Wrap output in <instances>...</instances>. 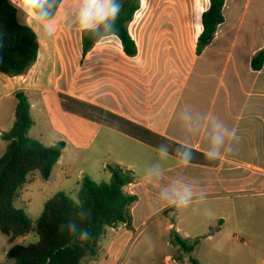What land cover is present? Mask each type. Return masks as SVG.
<instances>
[{
    "label": "crops",
    "instance_id": "0c3cea01",
    "mask_svg": "<svg viewBox=\"0 0 264 264\" xmlns=\"http://www.w3.org/2000/svg\"><path fill=\"white\" fill-rule=\"evenodd\" d=\"M81 3L63 0L52 18L39 22L50 38L49 49L42 54L41 46L37 61L24 75L0 73V100L12 98L14 114L15 93L24 91L31 112L42 105L55 130H72L77 149L92 129L109 128L124 138L131 147L119 150L121 155L111 164L136 176V181L126 187L138 196L131 207L133 215L140 209L165 214L168 208H177L173 198L185 191L192 193L186 206L201 203L216 213L226 182L233 185L244 176L264 183V65L258 71L251 68L252 58L264 47V21L259 24L260 34L253 47L242 53L248 65L245 72L238 63L219 64V57L225 54L219 44L224 23L198 56L195 49L201 29L193 39L188 33L190 45L186 46L180 38L172 37L173 30L166 25L170 20L160 14L163 11L147 20L143 34L137 31L136 17L128 24L138 47L135 57L123 52L116 36L101 39L82 57ZM208 7L209 1L205 9L195 11L192 7L196 22L201 23ZM169 13L173 11L168 6V17ZM74 17L72 26L61 33L64 24ZM183 18L187 22V12ZM161 19H166L163 24ZM241 26L242 20L238 24ZM16 78L23 80L22 86ZM217 131L225 139L219 147V159L210 161L205 153L215 150L213 137ZM65 144L54 167H61L63 175L70 166L64 160ZM186 154L190 156L187 164ZM150 165L157 168L136 174ZM202 195L206 198L201 199ZM183 207L178 208L168 229L188 240L201 234L198 224L180 227L179 210ZM219 219L220 223L224 221L222 216ZM197 221L193 219V223Z\"/></svg>",
    "mask_w": 264,
    "mask_h": 264
},
{
    "label": "rangeland",
    "instance_id": "374dc122",
    "mask_svg": "<svg viewBox=\"0 0 264 264\" xmlns=\"http://www.w3.org/2000/svg\"><path fill=\"white\" fill-rule=\"evenodd\" d=\"M82 0H72L73 3ZM166 6L162 7V5ZM173 13L168 15V6ZM192 5V6H191ZM208 0H142V6L136 13L139 22L137 31L144 33L147 20L156 12L169 19L168 27L172 28V37L180 38L186 46L189 34L195 38L201 23L195 21V12L206 8ZM162 7V9H161ZM193 7V9H192ZM18 20L36 28L42 54L49 49L48 33L41 27L42 20L34 11L29 15L23 8H18ZM187 12V22L183 15ZM225 22L219 44L225 54L220 56L219 64H240L245 72L247 65L244 50L253 47L260 34L259 24L264 21V0H225L223 9ZM76 18L64 24L60 32L65 33ZM166 19H161L163 24ZM242 20V26L238 24ZM171 24V25H170ZM187 35L184 34V29ZM236 32L239 39L236 41ZM76 44V40H74ZM214 47H217L216 45ZM249 69V68H248ZM7 78V77H6ZM8 79V78H7ZM22 86V79L16 78ZM10 80V79H9ZM19 87V85L17 86ZM3 91V90H1ZM7 91H9L7 89ZM4 93V92H1ZM34 125L29 136L39 140L44 146H51L63 141L68 144L64 152V160L70 163L67 175H63L61 167H56L50 180L46 181L35 172L28 176V182L20 190L14 203L22 209L34 224L43 212L44 204L57 192H65L74 201H78L80 184L84 176L95 182L108 181L109 172L105 164H111L121 155L119 150L131 147L119 134L109 128L92 129L88 137L83 139L84 145L77 149L71 131H58L43 106L35 107L31 112ZM14 121V100H0V133L7 132ZM5 131V132H4ZM2 133V134H3ZM6 143L0 137V156L5 151ZM111 147V148H109ZM124 154V153H123ZM157 167H142L136 174L142 175ZM248 174V173H246ZM227 176V175H226ZM233 176V175H231ZM235 177V176H233ZM151 188L152 185H147ZM227 188L217 212L201 203L190 204L179 210L180 227L191 228L198 224L201 235L188 240L199 239L196 249L188 255L171 243L172 230L168 229L170 220L176 217L178 208H168L165 214L146 213L140 209L135 215L131 211V227L120 226L108 229L100 244L99 253L95 257H87L83 264H191V259L201 264H263L264 263V183L241 177L232 183H225ZM216 214V216H215ZM219 216L224 218L220 223ZM198 221L193 223V219ZM223 225L221 229L219 225ZM171 228H174L172 226ZM39 237L35 233L16 239L0 231V263L14 264L7 256L15 245L35 243Z\"/></svg>",
    "mask_w": 264,
    "mask_h": 264
},
{
    "label": "trees",
    "instance_id": "16d2710c",
    "mask_svg": "<svg viewBox=\"0 0 264 264\" xmlns=\"http://www.w3.org/2000/svg\"><path fill=\"white\" fill-rule=\"evenodd\" d=\"M63 0H38L33 9L41 19L52 18ZM209 7L201 15V32L197 38L196 55H201L212 42L218 27L224 23L225 0H208ZM121 5L118 17L109 19L94 29L82 30V57L101 39L119 29L118 39L123 52L129 57L138 54L135 40L128 31V24L142 6V0H112ZM117 37V36H116ZM40 50L35 30L18 20V9L10 0H0V73L10 77L24 75L37 61ZM264 65V47L252 58L254 71ZM16 107L12 127L2 134L5 151L0 156V231L12 239L35 233L39 240L28 245L13 246L7 253L14 264H83L87 257L99 253L100 244L108 229L123 224L131 227V207L138 201L126 187L136 181L133 171L119 165L108 164L110 179L95 182L84 176L74 201L65 192H57L43 208L33 224L28 215L14 203L28 176L37 172L43 180H49L52 171L66 146L60 141L44 146L29 136L34 125L31 104L24 91L15 93ZM76 226L72 232L71 225ZM88 239H81L84 230ZM199 239L189 241L172 230L171 243L185 254H191ZM7 264V263H0ZM191 264H201L191 259Z\"/></svg>",
    "mask_w": 264,
    "mask_h": 264
},
{
    "label": "clouds",
    "instance_id": "9594fccd",
    "mask_svg": "<svg viewBox=\"0 0 264 264\" xmlns=\"http://www.w3.org/2000/svg\"><path fill=\"white\" fill-rule=\"evenodd\" d=\"M14 7L23 8L28 12L29 15H34L33 9L37 5L38 0H10ZM121 5H116L112 0H82L81 7L79 10V22L81 29H94L98 25L105 23L109 19L113 21L118 17ZM113 35L119 36V29H114ZM224 135L217 131L213 137V144L215 145V150L205 153V157L210 161H216L219 159V147L224 143ZM190 162V156L186 154L184 163ZM192 193L190 191H185L178 194L177 197L173 198V203L177 208L181 206H186L190 202ZM206 198V195H202L201 199ZM72 232L76 231V226L73 224L70 226ZM89 232L85 229L81 233V239H88Z\"/></svg>",
    "mask_w": 264,
    "mask_h": 264
}]
</instances>
